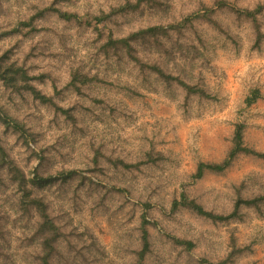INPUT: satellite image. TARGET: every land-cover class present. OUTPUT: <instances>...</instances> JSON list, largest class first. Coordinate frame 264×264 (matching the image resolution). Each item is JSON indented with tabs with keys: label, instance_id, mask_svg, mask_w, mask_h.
<instances>
[{
	"label": "rangeland",
	"instance_id": "1",
	"mask_svg": "<svg viewBox=\"0 0 264 264\" xmlns=\"http://www.w3.org/2000/svg\"><path fill=\"white\" fill-rule=\"evenodd\" d=\"M53 1L0 0V30L10 29L16 20L32 14V5L49 6ZM126 1L59 0L55 6L78 13L82 25L48 12L36 19L32 33L0 42V52L13 45L16 54L28 55L31 74L40 75L34 80L39 89L78 110L75 123L53 120L54 114L38 101L0 87V104L41 133L37 135L41 144L55 143V152L47 150L42 172L57 179L51 185L34 187L31 195L46 199L59 229L52 261L217 264L230 254L233 235L239 246L251 249L233 256L227 264H264V215L244 208L243 220L214 223L185 208L172 211L170 206L184 187L206 209L228 212L236 186L245 182L241 192L246 197L264 186V159L246 154L238 155L222 174L206 172L199 180L191 177L199 162L216 163L226 156L237 121L246 125L247 146L264 151V98L246 104L253 88L264 95V44L261 50L252 49L249 23L228 9H216L217 0H142L138 10L116 14L99 25L90 19ZM223 1L243 8L258 0ZM202 5L217 10L213 18L223 29L195 18V32L171 30L162 42L175 52L170 58L186 65L191 78L216 95L215 100L187 99L177 84L172 91H148L139 83L132 63L98 52L110 33L117 37L148 25L166 27L197 14ZM225 30L237 37L240 50L226 39ZM147 53L139 54L145 58ZM77 67L91 77L81 94L68 86L70 70ZM124 85L140 94L127 92ZM0 135L10 156L23 168L30 171L37 166L39 159L31 150L39 151L35 143H29V149L17 132L4 125ZM152 145L167 156L159 165L127 168L109 162V158L136 162ZM96 148L101 167L90 169L91 150ZM63 175L68 179L63 180ZM20 196L9 181L0 190L3 221L8 225L0 264H37L34 256L39 243L32 233L37 216L32 209L16 218ZM142 215L150 222V249L140 260ZM178 240H190L194 246L188 249Z\"/></svg>",
	"mask_w": 264,
	"mask_h": 264
},
{
	"label": "trees",
	"instance_id": "2",
	"mask_svg": "<svg viewBox=\"0 0 264 264\" xmlns=\"http://www.w3.org/2000/svg\"><path fill=\"white\" fill-rule=\"evenodd\" d=\"M59 0H54L49 6L32 5L34 12L29 16H23L22 19L16 20L10 29L5 28L0 30V42L11 39L17 34L28 35L36 30L35 21L37 18H44L48 12L55 13L59 18L65 21L75 20L82 25V17L75 12L64 10L55 6V3ZM142 0H136L135 2L126 1L124 4L117 6L116 8L109 10L108 12L101 11L98 15L90 16V19L97 25L106 21L107 19L115 16L116 14H123L129 11H136L139 9ZM216 9H228L236 14L239 18L248 22L253 31V40L251 44L252 49L261 50L264 44V0H258L252 6H246L238 8L231 6L229 3L223 0H217L214 2ZM202 5L197 14H189L184 16L180 21L169 23L166 27L163 25H148L146 27L138 28L137 30L130 31L121 36H107L106 40L98 47V52L104 56L113 55L117 59H125L132 63L137 69L138 78H140V84L144 89L151 92H166L172 91L174 86L180 85L185 91V97L190 99L191 96H197L199 99L215 100L214 95L209 89H207L200 82L191 78V75L186 70V65L178 64L171 56L175 55L174 51H171L169 46H164V39L170 36V31L175 30L177 33H181L184 29H194V19L200 18L204 21L212 24L214 27H218V30L223 29L219 26L217 20L213 18V15L217 10ZM197 15V16H196ZM87 24H91V21H86ZM100 37L103 36L100 29L96 26ZM224 35L227 40L234 43L235 49L240 50L238 40L236 36L229 30L224 31ZM199 37V36H198ZM202 43V42H201ZM148 50V51H147ZM140 51L148 52V57H141ZM28 55L22 56L16 54L14 46L11 45L0 52V87L9 91L10 94L18 93L22 96H28L33 100L38 101L41 105L45 106L53 114V120L63 119L70 120L72 123L76 122L77 107L71 103L63 104L55 100L51 95L44 93L35 84L34 80L40 75L31 74L29 66L27 65ZM94 79V78H93ZM88 81H91V77L87 72H83L79 67L70 70V80L68 86L76 90L78 94L82 93V86ZM124 89L127 92L140 94L137 89H132L128 85H124ZM134 95V94H132ZM264 98L263 93L259 88H253L249 97L246 98V104L249 106L256 102V100ZM5 129L11 128L18 133L22 142L31 149L29 143H35L38 146L39 151L33 150L39 163L37 166L27 171L19 164L14 157L10 156L8 148L2 143L0 135V190L6 184L10 182L11 185L21 193L19 201H17L18 215L16 218L24 215V212H30L32 209L35 211L37 221L32 228L33 236L37 238L39 245L37 246V253L35 254L34 261L37 264H55L52 261L53 252L55 250V243L58 238L59 229L52 219L51 214L48 212V203L46 199L40 195L31 196L34 187H45L51 185L57 178L52 176L51 173H43L42 167L45 159L47 158V152L51 149L56 151L55 143L45 146L40 143L41 133L34 131V127L27 125L19 118L14 117L8 112L2 104H0V127ZM245 123L237 121L234 124V130L231 138V146L229 147L226 156L220 162H199L196 166L195 172L191 175L193 180L201 179L206 172H212L215 174H222L228 169L234 160L240 154L253 155L264 159V151L256 150L247 146L244 141ZM38 135V136H37ZM45 143V142H44ZM46 144V143H45ZM48 150V151H47ZM94 150V149H93ZM61 151V150H60ZM100 150L96 148L91 150L93 168L99 169L101 167L98 153ZM103 155V154H102ZM167 156L165 153L155 150L152 146L148 147V151L144 153L142 157L136 162L124 163L123 160H112L109 158V162L121 163L127 168L139 167L142 164L152 163L159 165V162L165 160ZM73 172H70L71 175ZM68 175L62 177L63 180L68 179ZM242 182L235 187L236 194L234 197L233 205L228 212H216L214 210L206 209L202 204L197 202L194 198L190 197L184 187L181 188L178 195L171 201V210L176 211L181 208L188 209L198 216L209 219L210 221L229 223L233 221H240L244 219L243 209H253L259 216L264 215V186L260 187L257 193L251 196H243L241 190L244 187ZM20 207V209H18ZM4 205L0 202V251L5 243V231H8L3 218H5ZM15 220V219H14ZM14 220L12 223H14ZM149 220L142 215L141 225V248L137 251L140 260L150 249L149 233L147 225ZM179 243L185 244L188 249H192L194 243L190 240H178ZM230 254L217 264H227L231 261L232 257L250 250L251 247L239 246L236 238L232 235L230 237ZM1 257V253H0Z\"/></svg>",
	"mask_w": 264,
	"mask_h": 264
}]
</instances>
